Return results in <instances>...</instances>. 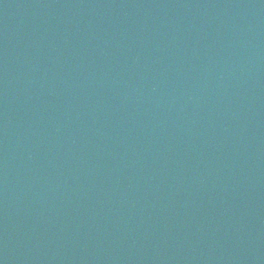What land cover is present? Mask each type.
<instances>
[{"label": "water", "instance_id": "1", "mask_svg": "<svg viewBox=\"0 0 264 264\" xmlns=\"http://www.w3.org/2000/svg\"><path fill=\"white\" fill-rule=\"evenodd\" d=\"M0 264H264V0H0Z\"/></svg>", "mask_w": 264, "mask_h": 264}]
</instances>
